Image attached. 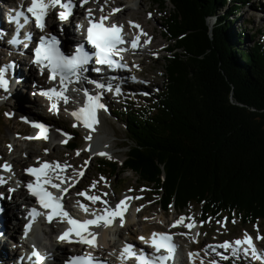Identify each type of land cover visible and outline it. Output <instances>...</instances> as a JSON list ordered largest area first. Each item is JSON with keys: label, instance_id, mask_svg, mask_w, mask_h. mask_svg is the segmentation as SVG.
<instances>
[{"label": "trees", "instance_id": "16d2710c", "mask_svg": "<svg viewBox=\"0 0 264 264\" xmlns=\"http://www.w3.org/2000/svg\"><path fill=\"white\" fill-rule=\"evenodd\" d=\"M155 2L172 6L162 24L165 84L139 108L114 110L132 144L122 162L100 166L134 172L164 209L264 220V39L245 45L231 18L249 0Z\"/></svg>", "mask_w": 264, "mask_h": 264}, {"label": "rangeland", "instance_id": "374dc122", "mask_svg": "<svg viewBox=\"0 0 264 264\" xmlns=\"http://www.w3.org/2000/svg\"><path fill=\"white\" fill-rule=\"evenodd\" d=\"M140 1L142 5L139 8L130 4L129 10L116 18L117 20L124 22L128 21L127 18H132L144 23L145 28L149 31V35L152 33L153 38H151V35L150 37L147 34L149 39L146 41V46L148 45L146 50L144 49L133 52L134 54L130 57L133 61H131L132 67L135 69V71L133 69L132 75L134 76L135 74L134 77L136 79L134 80L132 75L130 76L127 74L128 78L125 79L124 82L127 86H130V90L121 91L123 88L119 90L117 88L116 94L110 96L113 102L109 107L106 106L104 110L101 108L103 111L96 114L97 122L94 124L97 130L102 134L103 140L110 144V149L112 151L111 155L108 157L98 156L92 158L89 148L91 141L90 139H86V137H89L91 132H93L91 131V128H76L64 109H62L59 114L52 115L49 113L51 107L48 103H46V101L40 96L33 97L34 95L32 93L34 92L33 90H35V87L31 86L33 83L31 82L30 86L23 90L24 95L23 93H17V90L13 91L11 94L9 93L10 90L8 88V95L0 97L2 100V103H0V157H3L4 161L2 163L0 162V167L5 168L4 165L8 162L10 163V161H12L11 166L14 167L16 160H18L21 162H19L20 165L17 166V169L18 171H21L19 170L22 169L21 166H26L29 163H36L40 157L45 156V153H49L56 156V159L60 161L62 165L66 163L71 166L66 168L69 170L72 179H76V181L81 184L78 190L82 188L93 190L97 196L101 195L106 197L110 204L120 200L126 193H133V198L138 200L136 207L141 211V217L140 221L134 227H130L131 232L128 230V225H125V222L123 224L120 222L118 223V226L126 227L121 234V236L125 238L130 235L134 237V234L138 230L150 231L155 229H170L172 225L175 224V221L183 216L185 217L184 222L176 225H182L183 227L188 228L186 225L191 224V227H194L193 229L196 231V233L191 231L185 233L182 229L176 230V233H178L179 236L187 237L185 238V245H190L191 243L201 245L206 242H218L223 238L240 237L245 233H251L258 242H264V220H259L252 225H243L239 218L231 220L226 216H223L220 220L208 218L202 221L201 211L197 207L191 206L183 209L181 212L173 206L165 210L161 207L157 196L154 194V189L148 186L144 181L140 180L134 172H121L119 170L113 174L108 170L102 169L100 166L99 159L101 158L107 160H121L120 162H122L127 153V145L132 144V142L126 137L124 121L121 119L122 116L119 114L116 115L114 110L116 108H123L124 110L129 107L139 108L141 105L146 104V102L153 99L160 91L166 80V74L164 73L165 54L168 53L167 47L169 41L162 34V24L164 22L163 18L165 13L167 12L168 14V11H170L169 9H171L172 6H170L169 3H165V5H167L165 8L164 6H161V4L155 2V0ZM99 7L101 8L103 6L97 5L96 9ZM111 17L113 18V14ZM231 18L235 20L233 31L238 32L242 28L246 31L245 38L247 42L245 45L249 46L251 44L248 41L252 40L254 34L255 38L260 37L264 39V0H249L244 6L242 5V8L239 11L235 12V17ZM210 19L211 24L216 21L214 16ZM146 33L148 32L146 31ZM155 43L157 44V47L154 49L153 46ZM3 59L5 58L0 55V61ZM137 74L141 77L136 78ZM141 82L147 86L142 85L143 87L141 88ZM127 91H129V93L132 92L130 93L132 96L127 98L124 97L125 94H128ZM97 94H99L100 100L102 95L99 92H97ZM11 95L13 96L12 104H10L9 99L6 100V102L3 101L5 97H10ZM27 98L34 103H36L35 101H41V105L43 104L45 106L39 108L41 113L39 112L37 118L38 120L43 118L48 121L46 123L50 129L49 134L47 135L48 139L37 137L38 132H34V130H32L33 133H30V120L28 119V116L22 112L24 111V107L29 104ZM13 107H19L21 111L16 110ZM21 117L26 119H21ZM57 129H59V131H57ZM71 132H74V134L72 135ZM31 137H37V139L30 140ZM68 140L69 142H77L76 147L69 148L64 146V142ZM61 141L64 142L62 143ZM29 150H32V153L29 154L30 156H28ZM81 171L83 172L82 175L80 174ZM72 182H74V180H72ZM93 182H95L94 187L92 186ZM72 185L75 184L73 183ZM73 195L75 196L74 193ZM130 211L131 210H127V216L130 214ZM24 213L25 210H22L20 216H23ZM189 217L191 219H188ZM20 224L22 225V223ZM198 228H200V233H198ZM20 231L21 229L17 228L16 232L20 233ZM47 236H49L48 233H46V237ZM111 236L116 238V248L112 250L115 252L120 242L118 243V237L115 234H111ZM257 237L261 238L257 239ZM35 238H39V235H35ZM13 245L18 244L16 243ZM10 251L12 250H9V252ZM259 257H261L259 259L260 262H262L264 256ZM213 261H215L216 264H224L215 259H212L209 263L212 264ZM253 263V261L246 257H233L226 264ZM0 264L10 263H4V261L0 260Z\"/></svg>", "mask_w": 264, "mask_h": 264}, {"label": "snow or ice", "instance_id": "6c2138e0", "mask_svg": "<svg viewBox=\"0 0 264 264\" xmlns=\"http://www.w3.org/2000/svg\"><path fill=\"white\" fill-rule=\"evenodd\" d=\"M85 2L86 0H80L81 5ZM56 6H59L63 10L55 13V17L59 21L66 20L71 14V8L73 7L71 0H31L27 6V12L30 13L31 18L34 19L35 26L43 30L46 26L45 18L48 16L49 9L55 8ZM113 11H116V9H113ZM88 12L89 15H91L90 9ZM21 15H23V13H17V17ZM17 17H12V19H16ZM28 19V17H25L26 22ZM106 19L107 17L102 16L99 21L93 22L90 20L87 26L86 39L88 43L92 44L95 48L93 55L95 57L96 64L115 67L117 66L118 62L113 59V56L123 50L117 47V45L124 42L121 35L122 26H117L116 24L105 25L103 21ZM135 27L139 28L140 26L135 25ZM131 43L133 47H137L136 39H133ZM58 44L59 41L57 40L56 36L51 35L50 33L47 35V37L40 36L39 43L34 49L35 57L33 62L39 64L41 69L44 67L49 69V79H55L56 76L59 75L61 87L64 89L66 88L65 80H67L69 77H76L78 79L79 72L83 70V66L86 65L92 57H90L89 53L84 50L82 45H77L74 52L65 55L58 47ZM95 70L100 71L99 68ZM5 71L6 68L0 67V85L4 87L7 86V81L3 75ZM98 87H103V85L98 84ZM41 94L47 96L49 100L52 101L51 110H58L56 103L57 99H62L65 103H67L68 100V97L64 95L63 91H57L55 88L42 90ZM103 107L104 105L99 103V94L96 96H88L85 105L82 108L73 111L72 115L75 116L77 120H82L86 127L92 128L93 124L97 122L95 118L96 109ZM21 119L26 118L21 117ZM32 123L35 128L39 129L37 137L48 139L47 126L43 123ZM57 131H59V129H57ZM86 139H90V137H86ZM61 142L63 143L64 141ZM101 155L106 154L101 153ZM4 167L10 166L5 164ZM65 167L71 166L67 165L66 163L61 165L59 162H53L52 165H50L48 162H43L38 168L29 167L25 169V171L31 173L35 177V182H30L27 187L29 188L31 194L37 198L38 203L48 210L45 215L49 221H51L54 216L59 217L61 220L65 218L67 219L70 227L61 233V235L58 237L59 239H70L69 234L74 233L75 237L78 238V242L95 245L97 234L90 231L89 226L100 225L106 227L111 225L113 220L117 217H119V222L123 224L124 213L127 210L125 199L132 198L127 197L122 199L114 207L108 206L107 201H102V203L105 205V208L101 213L96 212L94 209L89 210L86 205L81 203V209H83L85 212L91 211L92 218H73V216L70 215L61 204L63 195L68 192L69 188L72 187L71 183L64 187L61 186L65 183V180H72V177L66 178L61 175V172ZM56 169L60 170V172L56 173L60 183H53L52 178L49 175V172L55 171ZM80 174L82 175L83 172L81 171ZM3 182V179L0 178V183ZM49 185L52 188L59 189V194H54L53 192L49 191ZM92 186H95V182H93ZM77 195L86 197L93 203L100 200L99 196H88L87 193L83 191ZM32 214L39 215L40 213L37 212L36 209H32ZM188 219L191 218L189 217ZM184 220L185 217L181 216L175 221V224H181L184 222ZM186 226L191 227L192 225L189 224ZM27 228L28 226L26 225L25 229L27 230ZM259 238L261 237H257V239ZM139 239L144 240L145 238L139 237ZM150 243L158 255L149 257L141 253L139 256H137V253L133 250V245L131 244L124 245V250L121 255L124 257H136L137 264H166V262L173 256L175 244L172 242V236L170 234L163 232H153ZM242 245H246L242 248L245 254L251 251V255L254 258H257V251L252 243V237L248 236L247 233L244 234L243 239L235 240L234 244L230 241H224L219 245V247L225 249L232 247L233 254H235ZM161 250H163V253H161ZM35 255L38 259H42L38 252H36ZM193 256V253H189L190 259L193 258ZM67 264H97V262L91 256H76L72 257L71 260L67 262ZM212 264H216V262L213 261Z\"/></svg>", "mask_w": 264, "mask_h": 264}, {"label": "bare ground", "instance_id": "6f19581e", "mask_svg": "<svg viewBox=\"0 0 264 264\" xmlns=\"http://www.w3.org/2000/svg\"><path fill=\"white\" fill-rule=\"evenodd\" d=\"M100 2V5H105L106 9L109 11V13H114L116 14V17L120 16L122 13L127 12V10H129L130 8V4L132 6H137L138 8L142 5L140 0H109V1H105V0H98ZM92 2L93 0H86V2L84 4L81 5L80 0L77 1L76 5H77V12L79 14H86L88 13V7L92 6ZM2 1L0 0V20L1 17L3 16V10H2ZM134 8V7H133ZM113 9H116V11H113ZM263 10V9H262ZM84 17V15H82ZM70 22V21H68ZM71 25H74V21L71 20ZM0 28L2 29L0 34L4 35L6 33H8V26L0 23ZM150 35L153 38L152 33H150ZM4 47H6L7 51L6 52H2L0 51V55L4 56L5 53H11L12 51L4 44ZM157 47V44L155 43L153 48L155 49ZM152 48V49H153ZM144 50V49H143ZM146 50V49H145ZM12 55H15L14 53H11V55L9 56V59ZM16 57H19L18 55ZM6 58V57H5ZM19 62V72L17 73V75L12 76L13 78H11L10 80H8L7 82V86L6 88H9L10 92L12 94L13 91L17 90V93L22 94L24 91V89H26V87L30 86V83L33 82L31 84V86H35V82L36 83H40L41 80H44V78H40L36 77L34 79H32L30 77V75L28 74L27 71L23 70L21 68L22 66V61L21 59H18ZM133 62V61H132ZM137 62V61H136ZM131 64V68H130V72H133L134 67H132V63ZM134 64V63H133ZM32 68H36V65L31 64ZM124 73H121L120 75L116 76V79L113 80L110 83H106V84H101L103 85V87H98V85H94L93 87H89V91L91 92V96H95L97 94V92H99L100 94H102V100L108 99L111 100V95L114 96V94H116V89H122L121 91H125V90H130V86L127 84H125L124 80L126 79L123 76ZM139 74V73H138ZM136 75V78L141 77L140 75ZM135 76V74H134ZM46 81V80H45ZM96 81H98L100 83V79L96 78ZM97 83V84H99ZM103 83V82H102ZM114 85L112 86L111 85ZM141 84V88L143 87L142 85L147 86L146 84H144L143 82L140 83ZM128 89H127V88ZM128 92V91H127ZM16 93V92H15ZM8 95V92L5 93V96ZM24 95V93H23ZM10 100V104H12L13 101V96L11 95L10 97H5L3 99V101L6 102V100ZM29 104L28 106L24 107V111H22L23 113H25L28 118H30V120H34L39 116V112L41 111L39 108H43V106L41 105L40 102L35 101L36 103L32 102V100H30L29 98H27ZM2 100L0 99V102ZM99 103H101V101L99 100ZM102 104V103H101ZM19 105V104H17ZM32 107V109H31ZM16 110H20L19 107H13ZM100 108H97L96 110H98ZM21 111V110H20ZM41 113V112H40ZM34 129L36 131H39V129L35 128ZM91 134L89 135L90 137V141L91 144L89 145L90 148V152H91V156L92 158H96L98 156H102V157H108L111 155L112 151L110 149V144L107 141L103 140V136L102 134L97 130V128L95 126H92L91 128ZM32 135V134H31ZM29 136V135H28ZM27 141V140H26ZM32 153V150H29L28 156H30L29 154ZM101 153H105L106 155H101ZM39 157V156H38ZM37 157V158H38ZM27 158V157H26ZM12 162V161H10ZM19 162L16 160L14 167L11 169L12 171V176L15 182L17 183H23L26 179V175L24 173V166H21L22 169H19L21 171H18L17 166H19ZM8 165L11 166V163H9ZM63 171H66V175H64V177H68L70 175L69 171L67 169H63ZM3 170L0 167V174H3ZM70 177V176H69ZM3 179V178H2ZM58 183H60V180H57ZM17 183H9V185L6 186H0V192L2 193L1 190H6L7 193L12 196V202L9 203V205L11 207H16L17 210H21L24 209V205L28 204L29 202H31V197H29L26 193V190L23 189L22 187L16 188ZM73 184L72 180H65V183L62 184V186H66L67 184ZM79 182H77L78 184ZM13 187H15V189H13ZM73 187H77L76 185H74ZM71 192V191H70ZM89 194V193H87ZM132 199L128 200L127 202H125L127 204V210H132L133 214L135 216V212H136V206H137V201L135 199H133V197L131 196ZM80 202H83V200L78 202V205L80 204ZM119 201L116 202V204ZM22 204V205H21ZM115 205L111 206L114 207ZM127 210L124 213V222L125 225H128V230L131 232L130 227H134L136 225L135 221L131 218H129L127 216ZM83 212V210L81 211ZM141 215V211H138L137 217ZM119 222V218H115L112 222L111 225L109 226H100V225H96L97 227H99V231L97 232L100 236L99 238L96 239V244L95 245H80L83 248H87L89 247V250L92 249H96L97 247H103L106 246L108 247V252L112 251L115 249V245H116V239L114 237L111 236V234H115L119 239H121L122 241L125 240V237H122L121 234L123 233V229L116 231L115 232V225ZM20 222L16 223V225L12 222V220H9L8 224H7V234L10 238V242H4L2 244H0V260L4 261V263H8L9 261H12L13 259H17V257L20 255V249L18 248V246L13 247L12 243L18 241L17 237L14 238V236L12 235L13 230L17 231V227L20 228L21 230L23 229V226L25 224V221L22 223V226L20 227ZM51 229L55 230L58 228V224L55 222L53 223L51 226ZM22 232V231H21ZM20 232V233H21ZM115 232V233H114ZM154 232V230H138L135 234H141L140 237H145V240H149L150 236L152 235V233ZM133 233V231H132ZM134 234V235H135ZM130 238L133 239V236L130 235ZM198 237V235H197ZM1 243V242H0ZM177 244L180 247H183V250H186L185 248V238H178L177 239ZM201 245H205L204 243H202ZM201 245H195L196 248L201 247ZM58 246H60L58 244ZM72 245L71 244H66L65 247L63 249L60 250V253L57 257H55V261L56 263H60L61 262V256L62 255H67L70 250H71ZM8 248V250H7ZM88 249V248H87ZM208 251L211 252V250L213 249V247L210 245L207 247ZM9 250H12L9 252ZM100 252V251H98ZM106 252V253H108ZM18 254V256H17ZM196 262L198 263V260L196 259Z\"/></svg>", "mask_w": 264, "mask_h": 264}]
</instances>
